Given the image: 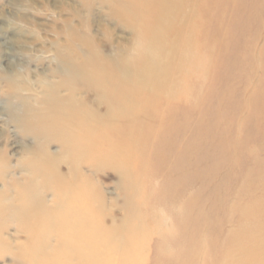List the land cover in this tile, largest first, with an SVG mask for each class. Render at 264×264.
I'll return each mask as SVG.
<instances>
[{
    "label": "rangeland",
    "instance_id": "obj_1",
    "mask_svg": "<svg viewBox=\"0 0 264 264\" xmlns=\"http://www.w3.org/2000/svg\"><path fill=\"white\" fill-rule=\"evenodd\" d=\"M0 264H264V0H0Z\"/></svg>",
    "mask_w": 264,
    "mask_h": 264
},
{
    "label": "bare ground",
    "instance_id": "obj_2",
    "mask_svg": "<svg viewBox=\"0 0 264 264\" xmlns=\"http://www.w3.org/2000/svg\"><path fill=\"white\" fill-rule=\"evenodd\" d=\"M75 196V195H74ZM78 197V196H77ZM75 199V201H77V199L76 198H74ZM78 199H79V197H78ZM78 214H81V215H85V216H87V214L89 215V213H87V211H86V209H84L82 206H81V203H76L75 202V204L73 203L71 206H70V208L68 209V215L69 216H75V215H78ZM88 217V216H87ZM78 225V224H77ZM81 233V231L80 232H77L76 233V235L74 234V238H77L76 236H78L79 234ZM71 235V234H70ZM84 245H85V247H87V248H89V247H93V242H91V241H86V242H84Z\"/></svg>",
    "mask_w": 264,
    "mask_h": 264
}]
</instances>
